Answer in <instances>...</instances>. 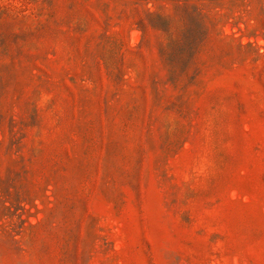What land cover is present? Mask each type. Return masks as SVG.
<instances>
[{
	"label": "rangeland",
	"instance_id": "rangeland-1",
	"mask_svg": "<svg viewBox=\"0 0 264 264\" xmlns=\"http://www.w3.org/2000/svg\"><path fill=\"white\" fill-rule=\"evenodd\" d=\"M0 264H264V0H0Z\"/></svg>",
	"mask_w": 264,
	"mask_h": 264
}]
</instances>
